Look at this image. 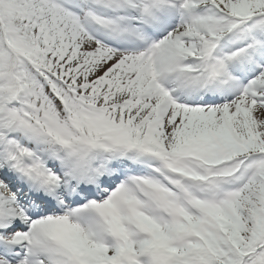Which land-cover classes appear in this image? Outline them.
I'll list each match as a JSON object with an SVG mask.
<instances>
[{
    "label": "snow or ice",
    "instance_id": "snow-or-ice-1",
    "mask_svg": "<svg viewBox=\"0 0 264 264\" xmlns=\"http://www.w3.org/2000/svg\"><path fill=\"white\" fill-rule=\"evenodd\" d=\"M0 264H264V0H0Z\"/></svg>",
    "mask_w": 264,
    "mask_h": 264
}]
</instances>
